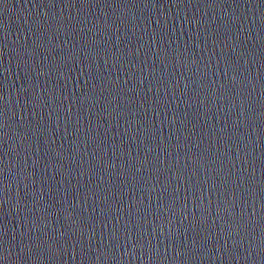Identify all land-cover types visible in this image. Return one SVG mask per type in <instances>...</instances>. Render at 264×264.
I'll use <instances>...</instances> for the list:
<instances>
[{
	"label": "water",
	"instance_id": "95a60500",
	"mask_svg": "<svg viewBox=\"0 0 264 264\" xmlns=\"http://www.w3.org/2000/svg\"><path fill=\"white\" fill-rule=\"evenodd\" d=\"M0 264H264V0H0Z\"/></svg>",
	"mask_w": 264,
	"mask_h": 264
}]
</instances>
